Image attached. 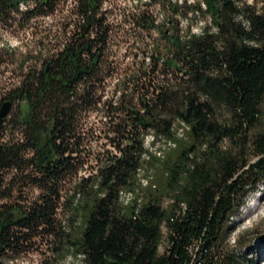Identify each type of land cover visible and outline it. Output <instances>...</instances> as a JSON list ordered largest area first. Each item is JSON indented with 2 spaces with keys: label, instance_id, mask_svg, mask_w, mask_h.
I'll return each mask as SVG.
<instances>
[{
  "label": "trees",
  "instance_id": "trees-1",
  "mask_svg": "<svg viewBox=\"0 0 264 264\" xmlns=\"http://www.w3.org/2000/svg\"><path fill=\"white\" fill-rule=\"evenodd\" d=\"M121 1L0 0V77L18 69L0 81V264L41 247L55 262L260 264L263 247L248 259L223 241L264 184V8ZM8 34L39 39L19 60Z\"/></svg>",
  "mask_w": 264,
  "mask_h": 264
},
{
  "label": "rangeland",
  "instance_id": "rangeland-1",
  "mask_svg": "<svg viewBox=\"0 0 264 264\" xmlns=\"http://www.w3.org/2000/svg\"><path fill=\"white\" fill-rule=\"evenodd\" d=\"M246 1L248 3H256L257 8H264V0ZM121 2L123 6L125 4L131 3L132 0H122ZM194 31L197 30L194 28ZM37 37L38 36H32L30 34H25L20 37L8 34L5 35L4 45L14 49L17 53V58L19 60H23L24 55L27 54L28 51H33L37 46L39 39ZM17 75V67H15V65H9L8 71L4 74V76L0 77V81L5 82V84L8 85L9 82H12ZM147 139L148 140L146 144L148 145L151 139ZM163 149L164 145L158 142V144L155 145L152 150L161 151L162 153ZM89 169L90 168L88 167L87 171H89ZM142 182L145 184L146 180H143ZM259 196L264 198V184L258 186L256 191L251 192L246 196L244 204L237 211L238 213L235 215L232 223L229 225V229L223 241L224 247L227 251L232 250L236 254H244L248 259H257L258 256L261 255L258 251L259 247H263L264 253V199L259 203L257 200ZM164 205H166V199ZM252 205H254L255 208L251 210L250 207ZM162 230V239L159 247L160 253H163L167 247L166 230L164 228H162ZM39 249L40 250L38 252H32L27 256L15 260L13 264H83L81 262V258H76L75 260L68 258L60 262H55L49 255L47 248L41 247ZM262 258H264V255L260 260H262ZM9 264L12 263L9 262ZM260 264H264V260L261 261Z\"/></svg>",
  "mask_w": 264,
  "mask_h": 264
},
{
  "label": "water",
  "instance_id": "water-1",
  "mask_svg": "<svg viewBox=\"0 0 264 264\" xmlns=\"http://www.w3.org/2000/svg\"><path fill=\"white\" fill-rule=\"evenodd\" d=\"M11 106V101H6L0 106V125L3 123L4 119L9 115Z\"/></svg>",
  "mask_w": 264,
  "mask_h": 264
},
{
  "label": "bare ground",
  "instance_id": "bare-ground-1",
  "mask_svg": "<svg viewBox=\"0 0 264 264\" xmlns=\"http://www.w3.org/2000/svg\"><path fill=\"white\" fill-rule=\"evenodd\" d=\"M263 199H264L263 197L259 196L257 200H258V202L260 203V201L263 200ZM254 208H255L254 205H252V206L250 207L251 210L254 209ZM246 215H247V214H246Z\"/></svg>",
  "mask_w": 264,
  "mask_h": 264
}]
</instances>
